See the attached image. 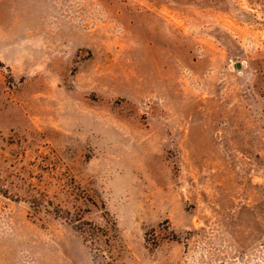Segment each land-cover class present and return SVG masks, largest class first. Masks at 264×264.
I'll return each instance as SVG.
<instances>
[{"label":"rangeland","instance_id":"1","mask_svg":"<svg viewBox=\"0 0 264 264\" xmlns=\"http://www.w3.org/2000/svg\"><path fill=\"white\" fill-rule=\"evenodd\" d=\"M0 264H264V0H0Z\"/></svg>","mask_w":264,"mask_h":264}]
</instances>
